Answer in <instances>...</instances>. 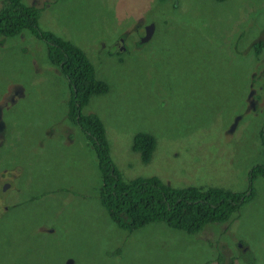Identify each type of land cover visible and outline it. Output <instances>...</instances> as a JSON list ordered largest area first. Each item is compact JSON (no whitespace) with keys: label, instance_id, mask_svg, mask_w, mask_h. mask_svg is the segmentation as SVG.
I'll return each instance as SVG.
<instances>
[{"label":"rangeland","instance_id":"rangeland-1","mask_svg":"<svg viewBox=\"0 0 264 264\" xmlns=\"http://www.w3.org/2000/svg\"><path fill=\"white\" fill-rule=\"evenodd\" d=\"M23 1L41 9L42 31L81 49L107 83L82 112L102 122L123 179L246 188L248 169L264 163V48L251 52L264 0ZM138 20L154 30L135 48ZM67 99L42 42L28 31L0 35V264H264L262 176L228 221L195 234L160 221L115 226ZM137 131L155 138L147 162L131 148Z\"/></svg>","mask_w":264,"mask_h":264},{"label":"trees","instance_id":"trees-1","mask_svg":"<svg viewBox=\"0 0 264 264\" xmlns=\"http://www.w3.org/2000/svg\"><path fill=\"white\" fill-rule=\"evenodd\" d=\"M40 10L23 0H2L0 35L30 32L43 43L48 64L56 67L66 78V116L86 133L93 146L100 172L98 198L115 226L131 231L144 223L160 221L168 227L195 234L205 225L228 221L232 213L252 197L253 179L262 176L264 180V163L253 164L248 169L247 186L242 191L191 185L171 187L156 176L123 179L111 159L102 122L96 114L80 111L91 96L107 91V83L95 76L93 65L81 49L38 27ZM135 47L138 48V44ZM251 47L254 55L264 48V27L262 34L259 33L258 38L252 41ZM258 135L264 153V119ZM154 146L155 138L151 133L137 131L132 136L131 148L142 162L149 161ZM248 264H254L252 257Z\"/></svg>","mask_w":264,"mask_h":264},{"label":"flooded vegetation","instance_id":"flooded-vegetation-1","mask_svg":"<svg viewBox=\"0 0 264 264\" xmlns=\"http://www.w3.org/2000/svg\"><path fill=\"white\" fill-rule=\"evenodd\" d=\"M153 30H154L153 23L149 22L147 24L141 25V20H138V23L134 26V32H135V35L137 37V41L135 42V46L137 44H138V46H140L141 44L146 43L150 39V37L152 36L150 34ZM118 39H119V41H118L119 44L116 47V51L124 52V48L122 46L123 45V43H122L123 36L119 37ZM135 48H137V47H135ZM80 111H83V109H80ZM85 113H87V112H85Z\"/></svg>","mask_w":264,"mask_h":264},{"label":"water","instance_id":"water-1","mask_svg":"<svg viewBox=\"0 0 264 264\" xmlns=\"http://www.w3.org/2000/svg\"><path fill=\"white\" fill-rule=\"evenodd\" d=\"M150 25H151V24H150ZM70 262H71L70 260H67L66 264H71Z\"/></svg>","mask_w":264,"mask_h":264}]
</instances>
